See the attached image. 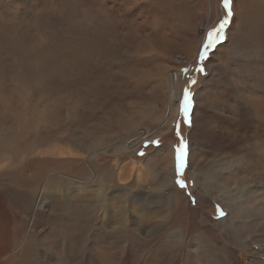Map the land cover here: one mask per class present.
I'll return each mask as SVG.
<instances>
[{
  "label": "rangeland",
  "instance_id": "rangeland-1",
  "mask_svg": "<svg viewBox=\"0 0 264 264\" xmlns=\"http://www.w3.org/2000/svg\"><path fill=\"white\" fill-rule=\"evenodd\" d=\"M232 11L200 73L221 0H0V264H264V0Z\"/></svg>",
  "mask_w": 264,
  "mask_h": 264
},
{
  "label": "snow or ice",
  "instance_id": "snow-or-ice-1",
  "mask_svg": "<svg viewBox=\"0 0 264 264\" xmlns=\"http://www.w3.org/2000/svg\"><path fill=\"white\" fill-rule=\"evenodd\" d=\"M222 7L225 11V15L223 19H221L217 26L211 28L207 31L205 35V39L202 44V48L199 54V58L197 61V67L196 71L203 73L205 69L200 65V61H203L205 59L204 53L208 50L213 48L218 42L222 41L225 26L229 24L230 18L233 16L232 11V0H221ZM182 72H187L188 69L184 68L181 69ZM190 84H194L195 80H190ZM191 94L188 90V88H185L183 90L182 97L179 100L180 109L179 113L184 118V123L189 124L191 123L189 119V108L191 106ZM179 127L180 123L177 122L176 128H177V135L179 136ZM152 143H157L156 141H152ZM139 155H144L143 152L138 153ZM188 154V143L184 140L183 137L179 138V143L174 147V177H175V183L183 188L185 187V182L183 179H181L182 172L185 167V159ZM219 215H224L223 211L218 209Z\"/></svg>",
  "mask_w": 264,
  "mask_h": 264
},
{
  "label": "bare ground",
  "instance_id": "bare-ground-1",
  "mask_svg": "<svg viewBox=\"0 0 264 264\" xmlns=\"http://www.w3.org/2000/svg\"><path fill=\"white\" fill-rule=\"evenodd\" d=\"M246 1H247V0H246ZM233 8H235V7L233 6ZM208 9H210V8L208 7ZM203 41H204V39H203ZM203 41H202V38H201V40H200V44H199L200 47H202ZM200 47H199V48H200ZM188 67H189V66H188ZM174 86H175V87H172V88H171V92H172V96H173L172 98H176V100L178 101V100H179L178 98L180 97V96L178 95V88L176 87V84H174ZM167 113H169V111H167ZM146 132H147V133H146ZM146 132H143V135H145V137L147 138V136H148V131H146ZM149 134H150V133H149ZM150 135H151V134H150ZM127 151L130 152L129 149H127ZM91 154H92V153H91ZM170 178H171V177H170V175H169V178H168L166 181H165V180L163 181V185L161 186V188H165V187H167V185L170 183ZM168 186H169V185H168ZM175 192H176V191H175ZM177 194H178V192H177ZM37 208H42V206H41V205H39V206L37 205Z\"/></svg>",
  "mask_w": 264,
  "mask_h": 264
}]
</instances>
